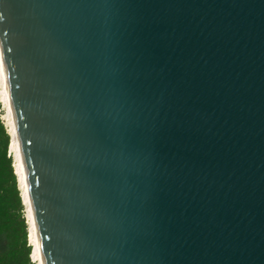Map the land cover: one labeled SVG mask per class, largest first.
I'll list each match as a JSON object with an SVG mask.
<instances>
[{
  "label": "water",
  "instance_id": "1",
  "mask_svg": "<svg viewBox=\"0 0 264 264\" xmlns=\"http://www.w3.org/2000/svg\"><path fill=\"white\" fill-rule=\"evenodd\" d=\"M44 264H264V0H0Z\"/></svg>",
  "mask_w": 264,
  "mask_h": 264
},
{
  "label": "trees",
  "instance_id": "2",
  "mask_svg": "<svg viewBox=\"0 0 264 264\" xmlns=\"http://www.w3.org/2000/svg\"><path fill=\"white\" fill-rule=\"evenodd\" d=\"M8 137L0 135V238L7 240V248L0 251V264H34L32 247L28 244V230L22 218V202L16 181L10 182L12 168L7 157ZM13 206L17 207L15 212Z\"/></svg>",
  "mask_w": 264,
  "mask_h": 264
},
{
  "label": "bare ground",
  "instance_id": "3",
  "mask_svg": "<svg viewBox=\"0 0 264 264\" xmlns=\"http://www.w3.org/2000/svg\"><path fill=\"white\" fill-rule=\"evenodd\" d=\"M0 98L2 101H4L8 107V112L11 117V125H12V147L15 150L16 158H17V168L18 171L21 175L22 183L24 186V193H25V185L28 186V195H27V206L28 210L31 208V214H29L30 217V225H31V238L34 242V251H33V256L34 258L38 261L39 264H44L43 260V254L41 250V244H40V239H39V234H38V229L35 221V213H34V208L31 200V195H30V190H29V184H28V179H27V172H26V167L25 163L23 160V154H22V149H21V144L19 140V135L17 131V125H16V120H15V114L13 110V104H12V98H11V93L9 89V84H8V79H7V74L5 70V65L1 53V46H0ZM21 166L23 170L21 171ZM25 196V194H24Z\"/></svg>",
  "mask_w": 264,
  "mask_h": 264
},
{
  "label": "rangeland",
  "instance_id": "4",
  "mask_svg": "<svg viewBox=\"0 0 264 264\" xmlns=\"http://www.w3.org/2000/svg\"><path fill=\"white\" fill-rule=\"evenodd\" d=\"M12 125H11V117L8 112V107L4 101L0 98V135H4L8 137V146H7V157L10 159V164L12 168V174L10 177V182L13 183L14 179L16 181V188L18 191V194L21 198L22 202V218L24 219V222L26 224L27 230H28V244L31 245L32 251H31V260L34 264H39L38 261L33 256L34 251V242L31 238V225H30V217H29V210L27 203L25 202V196H24V186L22 183L21 175L17 168V158H16V152L14 148L12 147ZM13 210L16 212L17 207L13 206ZM7 248V240L5 238H0V251H3Z\"/></svg>",
  "mask_w": 264,
  "mask_h": 264
},
{
  "label": "snow or ice",
  "instance_id": "5",
  "mask_svg": "<svg viewBox=\"0 0 264 264\" xmlns=\"http://www.w3.org/2000/svg\"><path fill=\"white\" fill-rule=\"evenodd\" d=\"M23 170L22 166H21V171ZM25 202L27 203V195H28V186L25 185ZM29 214H31V208H29Z\"/></svg>",
  "mask_w": 264,
  "mask_h": 264
}]
</instances>
